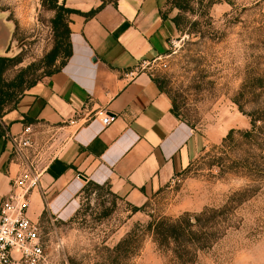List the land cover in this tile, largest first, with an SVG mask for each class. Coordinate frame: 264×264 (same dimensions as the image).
Here are the masks:
<instances>
[{
    "label": "rangeland",
    "instance_id": "374dc122",
    "mask_svg": "<svg viewBox=\"0 0 264 264\" xmlns=\"http://www.w3.org/2000/svg\"><path fill=\"white\" fill-rule=\"evenodd\" d=\"M90 4L58 0L79 13L68 18L91 17L93 9L83 10ZM159 15L170 36L156 57H165L167 68L155 64L148 72L193 130L195 156L141 202L88 184L70 220L42 213L43 264H176L173 246L159 250L147 225L199 216L194 229L216 242L197 251L192 264H264V0H167ZM54 17L44 0H0L10 32L0 51L10 59L7 81L28 69L24 80L37 82L60 67L67 46L53 32ZM231 132L232 141L223 144ZM227 204L216 217L213 211ZM189 236L174 247H190ZM124 239H132L130 246L115 251Z\"/></svg>",
    "mask_w": 264,
    "mask_h": 264
},
{
    "label": "crops",
    "instance_id": "0c3cea01",
    "mask_svg": "<svg viewBox=\"0 0 264 264\" xmlns=\"http://www.w3.org/2000/svg\"><path fill=\"white\" fill-rule=\"evenodd\" d=\"M166 1L114 0L101 7L92 0L83 9L96 10L91 17L69 18L70 57L2 117L0 203L19 171L11 140L25 127L39 169L28 211L33 219L47 213L70 220L88 184L141 202L195 156L193 130L174 116L154 76L136 72L166 49L170 28L159 15ZM104 114L113 118L108 127L100 122Z\"/></svg>",
    "mask_w": 264,
    "mask_h": 264
},
{
    "label": "built area",
    "instance_id": "2783aa9c",
    "mask_svg": "<svg viewBox=\"0 0 264 264\" xmlns=\"http://www.w3.org/2000/svg\"><path fill=\"white\" fill-rule=\"evenodd\" d=\"M166 58L158 56L142 61L136 72L152 69H166ZM135 72L129 73L133 75ZM108 127L113 118L104 114L100 119ZM31 130L23 131L11 140L12 152L19 164V171L11 180V191L0 203V264H43L41 226L37 219L29 216L30 196L37 187L39 169L32 154L35 152L30 139Z\"/></svg>",
    "mask_w": 264,
    "mask_h": 264
},
{
    "label": "trees",
    "instance_id": "16d2710c",
    "mask_svg": "<svg viewBox=\"0 0 264 264\" xmlns=\"http://www.w3.org/2000/svg\"><path fill=\"white\" fill-rule=\"evenodd\" d=\"M44 1H45V4H47V7H49L50 10L55 12V17L53 18L51 22L55 36L59 39L63 38L66 41L67 49L64 54V61L60 64V66H62L65 60L68 59V57H70L71 55V45L69 41L70 30L68 27V23H69L68 17L70 14H74L77 12H75L74 10L70 8L59 6L58 0H44ZM95 12L96 10H93V13H91L90 16H92ZM84 17H89V16L85 15ZM56 53L57 51L53 50L52 53L50 54L49 56L50 64L53 63V61L57 57L58 53L57 54ZM9 63H10L9 58L0 56V138L4 136L7 131V127L2 122V117L4 116V114L8 111H12L13 109H15V106L18 100L20 99V97L38 82V81L29 82V81L24 80L25 73L28 69L22 70L13 80L7 81L4 76L9 66ZM58 69H56L55 71H57ZM55 71L49 74L51 75ZM46 76H49V75L46 74ZM155 82L158 84L156 80ZM158 86L161 89V91L165 93L159 84ZM11 104H13V107L10 108ZM172 112L174 116L177 117L173 111V108H172ZM232 134L233 132L229 133L225 137V139L223 140V144H226L232 141ZM227 207H228V204L223 207L225 211L221 209V211L215 210L213 212L215 214L219 213V215H217L216 217L223 216L226 214V211L228 210ZM200 222H201L200 216L193 217L192 219L191 218L190 219L181 218L179 220L163 219L157 222H150L147 225L146 230L151 233L153 242L157 245V248L159 250H163L164 247L167 248V247H170L171 245L173 246V248H171L170 251L173 253L174 262L176 264H192L196 262L197 251L210 248L216 242V240H209L208 238H206L205 236L206 233H204V230L202 229L200 230V228L198 230H195L198 227H200L199 226ZM198 223L199 225H197ZM214 229L216 230L217 228L215 227ZM186 234L190 235L189 236L190 247L184 246L185 249L182 248V250L179 251L178 249L180 248L178 246H176L175 248L173 244L177 243V240L179 237L185 236ZM135 235L136 234H134V236ZM133 240H135V237ZM131 242H132V239L131 240L124 239L120 241L115 247V251L119 252L121 248L126 249L127 247L130 246ZM181 246H183V244H181ZM189 248L194 250V253L190 254V257L186 260L184 256L185 255L188 256V254L190 253Z\"/></svg>",
    "mask_w": 264,
    "mask_h": 264
},
{
    "label": "water",
    "instance_id": "95a60500",
    "mask_svg": "<svg viewBox=\"0 0 264 264\" xmlns=\"http://www.w3.org/2000/svg\"><path fill=\"white\" fill-rule=\"evenodd\" d=\"M10 36L9 28L5 22L0 18V51L3 50L8 42ZM95 62V59H93Z\"/></svg>",
    "mask_w": 264,
    "mask_h": 264
}]
</instances>
